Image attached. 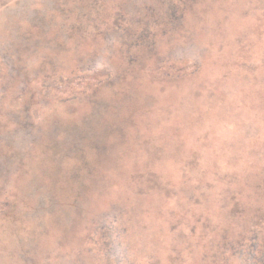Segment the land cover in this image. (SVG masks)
<instances>
[{
  "label": "rangeland",
  "instance_id": "rangeland-1",
  "mask_svg": "<svg viewBox=\"0 0 264 264\" xmlns=\"http://www.w3.org/2000/svg\"><path fill=\"white\" fill-rule=\"evenodd\" d=\"M0 264H264V0H0Z\"/></svg>",
  "mask_w": 264,
  "mask_h": 264
},
{
  "label": "trees",
  "instance_id": "trees-1",
  "mask_svg": "<svg viewBox=\"0 0 264 264\" xmlns=\"http://www.w3.org/2000/svg\"><path fill=\"white\" fill-rule=\"evenodd\" d=\"M174 67L179 71L189 72L190 69L193 68V65L184 64L178 65V67L175 65ZM107 76L108 73L103 70H97L91 73H79L75 76L68 77L63 83H61V85L53 87V92L57 96L62 97V99L69 98L74 94H83L85 91L91 90L92 87L97 88V86L100 85L104 79L107 78ZM93 103L98 106L99 101H93ZM77 172L79 173V171ZM81 187L82 186H80V188Z\"/></svg>",
  "mask_w": 264,
  "mask_h": 264
}]
</instances>
